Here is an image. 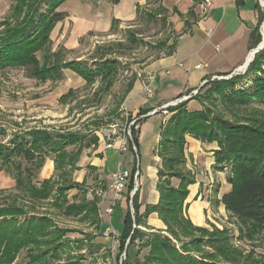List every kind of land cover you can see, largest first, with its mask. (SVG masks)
I'll return each mask as SVG.
<instances>
[{"label": "trees", "instance_id": "obj_1", "mask_svg": "<svg viewBox=\"0 0 264 264\" xmlns=\"http://www.w3.org/2000/svg\"><path fill=\"white\" fill-rule=\"evenodd\" d=\"M67 1L12 0L10 16L0 21V72L24 67L31 70L32 77L47 82L61 80L64 70L69 69L87 85L99 82L97 93L108 91L119 73V60L101 58L94 66H89L76 59H64L62 50L51 52L50 35L56 24L68 16L61 9ZM105 1L117 4L120 0ZM161 1L148 0L157 11L148 12L149 19L162 17L166 11ZM243 3L244 0H237L238 5ZM255 7L258 22L250 35V49L261 42L259 32L264 21L259 2ZM113 27L114 24L111 30ZM127 39L131 45L139 42L135 35L130 34ZM166 45L162 42L158 48ZM176 46L177 43L168 47L165 55H171ZM40 52L44 55L42 61L37 56ZM250 75L251 84L246 88L237 87L243 79L241 76L221 81L208 78L199 88L205 99L223 106L226 117L190 111L182 103L169 107L171 116L162 126L157 149L161 159L158 170L160 199L156 205L147 207L145 213L148 216L157 212L167 226L168 235L161 230L134 229V223H143L136 192L133 197L135 221L128 209L123 230L117 236L115 264H264V253L257 249L264 246V120H261L264 111L254 105L264 106V47L250 62L247 76ZM134 83L135 78H132L128 94ZM70 97H76L73 89L62 95L60 101L67 103ZM146 113L147 110H141L135 118L129 115L134 124L130 127L132 139L128 141V150L135 154L138 153L135 126ZM189 134L202 142L217 143L215 165L228 169L227 180L232 186L231 191L223 195L222 202L235 219L237 236L229 228L210 230L195 226L186 215L189 185L196 182L195 175L186 167V137ZM98 143L99 137L95 134L79 136L76 132L54 128H31L15 132L7 143L0 144V164L15 181V192L7 194L5 189L0 190V264H14L22 251L27 252L29 264H52L58 259L59 252L67 245L64 242L67 234L72 230L60 227L47 211L42 212L46 205L67 217L77 216L81 222L106 229L96 198L88 200L85 197L78 201L76 197L71 201L68 195V191L82 188L85 183L72 178L79 169L77 163L83 150L97 147ZM48 158L53 159L54 175L39 180L38 173ZM136 166L135 161L124 189L127 195L133 190ZM173 179L179 180L178 185L173 184ZM145 248L148 252L142 259L137 258ZM134 254L135 260L132 259Z\"/></svg>", "mask_w": 264, "mask_h": 264}, {"label": "crops", "instance_id": "obj_2", "mask_svg": "<svg viewBox=\"0 0 264 264\" xmlns=\"http://www.w3.org/2000/svg\"><path fill=\"white\" fill-rule=\"evenodd\" d=\"M87 1L89 2L80 4L77 10H64L68 16L56 24L50 35L53 43L52 34L62 30L66 37H62V40L58 41V45L63 43L64 47L56 50L51 49V52L62 50L63 53V50L76 48L79 45V40L86 35L106 32L111 30L115 23L135 19L140 6L148 3V0H120L117 4L105 0ZM162 1L166 8L168 7L167 1L173 3L172 8L176 6L179 9L180 5H185V8L192 6L190 0ZM257 2L259 0H244L242 5H238L237 0H212V4L206 12H203L197 5L195 11L199 15L188 31L180 35L175 51L171 55H163L155 59L145 68L144 71L147 74L145 81H138L124 101L127 112L133 118L141 110H147L145 115L140 116L141 121L135 126L138 140L137 154L128 149L121 152L117 145L111 148L105 146L104 148L100 138L97 147L86 148L90 149L86 154H83L85 149L83 150L77 163L79 169L74 173L82 172L84 178L82 181H74L79 183L85 181L86 183L87 170L95 172L96 178L98 177L99 180V186L95 193L100 200L98 206L103 207V224L106 225L109 221L104 210L108 206L111 196L108 194V198L103 199L101 193L106 191L112 181V173L118 166L123 168L118 159L122 155H126L127 161L124 169L132 171L135 161H138L140 172L137 205L143 223L141 225L134 223V229L161 230L168 235L165 231L167 226L157 212H151L148 216L145 214L147 207L156 205L160 199L158 170L161 166V159L157 155V149L161 139L162 126L166 124L163 123L164 116L161 108L184 95L186 96L192 90L199 89L211 76L232 72L240 66L241 69L246 64L245 62L250 58L252 51L250 49V35L258 22V13L255 7ZM180 11L183 12V9ZM4 18L5 16L0 21ZM174 22L176 23V20ZM183 22H177L175 28L177 31L182 32L185 29ZM199 64H203V66L198 68ZM62 95L59 97V101ZM154 110L157 112L152 113ZM31 128H47V126L29 127L26 130ZM186 139V167L196 175V183L189 185L190 192L186 200V215L198 227L210 230L214 227L231 229V225H235L233 221L235 219L226 210L222 197L231 191L232 186L227 180L228 169L217 168L215 165L214 151L217 149V144L202 142L190 135H187ZM91 152L92 154H90ZM51 160L54 164L53 159ZM84 165H86V169L83 168ZM215 182H217V186H214ZM173 183L178 185L179 180L173 179ZM74 189L80 190L81 188ZM68 195L71 200L69 191ZM73 197L76 198L77 194H73ZM117 208L122 209L123 212L118 227L114 228L115 238H109L116 243V246L118 243L117 236L123 230V222L128 209L131 210L135 221L133 202L131 207L128 200L122 201ZM110 218L112 220V217ZM69 230L72 231L68 232L67 241L83 239L72 238L70 234L79 231L71 228ZM128 242L129 240H127V244Z\"/></svg>", "mask_w": 264, "mask_h": 264}, {"label": "rangeland", "instance_id": "obj_3", "mask_svg": "<svg viewBox=\"0 0 264 264\" xmlns=\"http://www.w3.org/2000/svg\"><path fill=\"white\" fill-rule=\"evenodd\" d=\"M190 1H192L191 7L185 8V5H180L179 9H183V12L176 6L172 8L173 3H169V1H167L168 7L166 8V5H163V1H161V5L166 8V11L161 14L162 17L158 15L154 20L149 19L146 14L150 11L156 13L155 5L153 6L152 3L141 5L140 13L135 19L115 23L113 29L106 32L86 35L79 40V45L76 48L63 50L64 59H76L89 66H94V62L102 60L101 58L119 60V73L114 85L108 91L97 93L100 87L99 82L87 85L76 72L69 69L64 70L61 80L47 81V83L32 78L31 70L24 67L9 68L0 72V144L7 143L15 132L26 130L29 127L43 126L55 130L76 132L79 136L95 134L99 136L104 148L108 142L118 144L119 139L126 138L129 135L127 132L132 122L124 106L125 97L128 94V84L132 78H135L134 85L140 80L145 81L147 77L145 68L158 57L165 55L168 52V47L175 46L182 32L188 31L191 24L194 23L193 21L197 19L199 14H196L195 8L197 5L201 8L204 0L201 2H198L199 0ZM87 2L89 1L68 0L61 9L74 11L79 8L80 4ZM259 4L264 13L262 0H259ZM11 6L12 0H0V19L4 16H10ZM179 21L185 23V29L182 32L175 29ZM263 29L264 21L259 32L261 33V42H264ZM130 34L135 35L139 41L138 44L131 45L129 43L127 38ZM62 37H66L62 30L52 34L54 40L51 44L52 50L62 48L63 43L58 45V41ZM162 42H166L167 45L159 49L158 46ZM260 43L252 49V52ZM37 56L42 61L43 52L38 53ZM247 70L248 67L245 71L241 70L236 74L228 72L211 76L210 80L221 81L241 76L243 79L237 83V87L246 88L251 84V75L247 76ZM69 89L74 90L76 97H70L67 103H61L59 97ZM199 90H192L186 96L184 95L178 104H184L185 109L190 111L200 110L209 116L213 113L226 117L227 111L225 112L223 106L220 103L214 104L211 100L205 99L202 91L199 92ZM190 102L191 105H189ZM254 105L260 111H264V106H259L257 103ZM261 120H264V116ZM88 150L90 149H85L83 154H86ZM120 161L125 168L126 155H122L118 159V162ZM136 162L138 164V161ZM52 164V160L48 158L44 169L38 173L37 179L42 180L50 177L54 172ZM83 168L86 169V165ZM191 172L193 173L192 170ZM193 174L195 175V173ZM85 176L86 183L83 188L69 191L71 200L75 198L73 194H77L75 200L79 201L85 197L88 200L97 198L98 204H100L95 193L99 186L98 177L96 178V174L92 170H87ZM72 178L82 181L84 176L82 177V172H78V174L74 173ZM14 186L15 181L0 164V190L5 189L7 194H10L15 192ZM214 186H217V182L214 183ZM120 204L116 205V211L114 210L115 213L112 216L111 225L114 228L118 227L123 212L122 209L117 208ZM41 210L42 212L43 210L47 211L60 227L78 230V233L70 234L72 238H83L79 241H64L67 245L63 246L54 264H68L70 262L74 264H115L112 258L113 252L116 250V243L104 235L105 230H102L101 226L90 222H81L77 216L67 217L50 205H46ZM99 210L100 218L104 220L101 205ZM230 228L237 235L236 224L231 225ZM257 249L259 253H264V246ZM147 252L148 249L145 248L137 258L142 259ZM134 258H136L135 254L132 259ZM28 261L27 252L22 251L14 264H29Z\"/></svg>", "mask_w": 264, "mask_h": 264}, {"label": "built area", "instance_id": "obj_4", "mask_svg": "<svg viewBox=\"0 0 264 264\" xmlns=\"http://www.w3.org/2000/svg\"><path fill=\"white\" fill-rule=\"evenodd\" d=\"M211 4H212V0H204L201 4L202 11L206 12L207 9L211 6ZM262 5H264V0H262ZM202 66H203V64H199L197 67L199 68ZM179 102H181V98L177 99V100L165 105L163 108H161V112L164 116L163 117V123H166L169 120V117L171 116V112L169 111V107H171V105L175 106ZM155 112H157V110L152 111V113H155ZM132 124H134V121L131 122V125ZM131 125H130V127H131ZM130 127H129L128 132H127V134H129V135H127L126 138L119 139L118 144L116 143L117 148L120 149L121 152H124L128 149V141L132 139ZM116 144L114 142H108L106 144V148H111L113 146H116ZM133 149L135 152H137V149L135 146H133ZM139 176H140V172H139V168H138V164H137L136 171H135L134 176H133V188H132L133 190H131L129 195H127L125 193L124 189H126L127 182L130 180L131 171L118 166V168L112 173V181L108 185V187L106 188V191L101 193V196L103 197V199H107L108 194H110V196H111L109 198V204H108V206H106V208L104 210L106 216H108V218H109L108 225L104 231V235L106 237L108 236V238H115V235H116L114 227L111 225V218H110V217H112V215L114 213V209H115L116 205L120 204L122 201L128 200L130 206L132 207L133 196L135 195V193L137 192V190L139 189V186H140ZM127 197H129V198H127ZM123 257H124V254H123L122 258ZM121 261H122V259H121Z\"/></svg>", "mask_w": 264, "mask_h": 264}, {"label": "water", "instance_id": "obj_5", "mask_svg": "<svg viewBox=\"0 0 264 264\" xmlns=\"http://www.w3.org/2000/svg\"><path fill=\"white\" fill-rule=\"evenodd\" d=\"M263 47H264V42H262L261 45H259L253 52L251 51L252 52V57L248 58L247 61L245 62L246 64H245V68H244L243 71H245L247 69L248 65L250 64V62H252L255 53H257ZM240 67H238L236 70L232 71V74H236V73L240 72L241 71Z\"/></svg>", "mask_w": 264, "mask_h": 264}, {"label": "bare ground", "instance_id": "obj_6", "mask_svg": "<svg viewBox=\"0 0 264 264\" xmlns=\"http://www.w3.org/2000/svg\"><path fill=\"white\" fill-rule=\"evenodd\" d=\"M264 30V29H263ZM262 43V42H261ZM261 43H260V45H261ZM250 57H252V52H251V56ZM244 68H245V65L241 68V70H244Z\"/></svg>", "mask_w": 264, "mask_h": 264}]
</instances>
